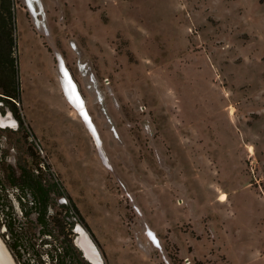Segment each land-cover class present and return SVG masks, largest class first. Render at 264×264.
<instances>
[{
    "label": "rangeland",
    "instance_id": "1",
    "mask_svg": "<svg viewBox=\"0 0 264 264\" xmlns=\"http://www.w3.org/2000/svg\"><path fill=\"white\" fill-rule=\"evenodd\" d=\"M32 1L14 0L30 133L0 110L1 177L34 141L95 237L75 228L91 264H264V1Z\"/></svg>",
    "mask_w": 264,
    "mask_h": 264
},
{
    "label": "trees",
    "instance_id": "2",
    "mask_svg": "<svg viewBox=\"0 0 264 264\" xmlns=\"http://www.w3.org/2000/svg\"><path fill=\"white\" fill-rule=\"evenodd\" d=\"M16 49L15 2L0 0V110L5 115L4 109H9L17 119L18 130L30 133L17 105L21 92ZM29 147L30 164L8 165L5 177L0 175V222L7 229L8 249L19 264H41L45 254L48 264H91L74 243L77 225L91 234L79 207L34 141ZM9 188L16 190L19 212L8 200Z\"/></svg>",
    "mask_w": 264,
    "mask_h": 264
},
{
    "label": "bare ground",
    "instance_id": "3",
    "mask_svg": "<svg viewBox=\"0 0 264 264\" xmlns=\"http://www.w3.org/2000/svg\"><path fill=\"white\" fill-rule=\"evenodd\" d=\"M28 1L30 4V8L32 10H34L35 6L31 2L32 0H28ZM34 11H36V10H34ZM60 69H61V72L60 71L59 72L62 75L64 87H65V90H66V93H67L69 99L72 101V103L76 107L77 111L80 113L79 115L82 117V119H83L84 123L87 125V127H90L97 135H99L97 127H96V125L92 119V116L90 114V111L88 109L86 100H85L84 96L82 95V92L80 91V88H79L78 84L76 83L72 73L68 69L66 62L63 59H62L61 65H60ZM9 124H11L9 122V120L5 119L4 117H2L0 115V125L3 127H6ZM152 235L154 237V240L157 241L155 234L152 233ZM81 247L85 251L88 259L95 262V259L88 252V248L86 246L84 248L82 245H81ZM0 264H16L12 255L10 254L9 250L7 249V247L4 245V243L1 240H0Z\"/></svg>",
    "mask_w": 264,
    "mask_h": 264
},
{
    "label": "water",
    "instance_id": "4",
    "mask_svg": "<svg viewBox=\"0 0 264 264\" xmlns=\"http://www.w3.org/2000/svg\"><path fill=\"white\" fill-rule=\"evenodd\" d=\"M0 113H1V112H0ZM1 114H2V113H1ZM0 127H3V126L0 125ZM80 229H81L80 226L77 225V227H76V231H77V233H79V234L81 233V232H80ZM90 240H91V239H90ZM91 241H92V240H91ZM80 242H81V241H80ZM80 242H79V244H78L77 246H78V247L80 248V250L82 251L84 257L88 259V257L86 256L85 251L82 249V247H80ZM92 242H93V241H92ZM7 248H8V247H7ZM8 250H9V249H8ZM9 252H10V250H9ZM10 253H11V252H10ZM11 255H12V254H11ZM12 257H13V256H12ZM13 259H14V257H13ZM14 261H15V259H14ZM15 262H16V261H15Z\"/></svg>",
    "mask_w": 264,
    "mask_h": 264
},
{
    "label": "built area",
    "instance_id": "5",
    "mask_svg": "<svg viewBox=\"0 0 264 264\" xmlns=\"http://www.w3.org/2000/svg\"><path fill=\"white\" fill-rule=\"evenodd\" d=\"M152 240H154L153 238H151Z\"/></svg>",
    "mask_w": 264,
    "mask_h": 264
},
{
    "label": "crops",
    "instance_id": "6",
    "mask_svg": "<svg viewBox=\"0 0 264 264\" xmlns=\"http://www.w3.org/2000/svg\"><path fill=\"white\" fill-rule=\"evenodd\" d=\"M32 3H33V1H32Z\"/></svg>",
    "mask_w": 264,
    "mask_h": 264
}]
</instances>
